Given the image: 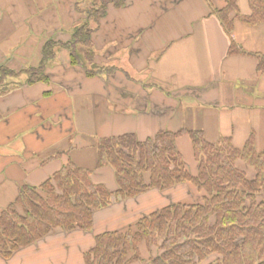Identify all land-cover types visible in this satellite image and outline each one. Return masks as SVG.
I'll return each instance as SVG.
<instances>
[{"label": "crops", "instance_id": "0c3cea01", "mask_svg": "<svg viewBox=\"0 0 264 264\" xmlns=\"http://www.w3.org/2000/svg\"><path fill=\"white\" fill-rule=\"evenodd\" d=\"M77 4L0 0V65L16 70L37 64L44 41L69 37L71 27L64 23L81 14ZM237 4L241 13L249 12L247 0ZM225 5L226 0H127L124 7L109 6L102 29L109 27V45L123 50L116 51L121 65L93 75H59L66 53L65 60L46 67L47 80L30 84L24 73L12 80L0 92V212L16 200L20 185L40 186L69 161L87 169L93 183L115 190L113 168L96 167L94 144L102 138L132 133L144 140L160 130L201 129L208 140L229 136L237 147L252 135L255 147L264 150V70L257 68L264 58V22L236 20L229 36L212 13ZM231 39L243 52L228 54ZM176 146L195 175L189 136H177ZM184 194L199 198L192 185L181 184L112 203L94 213L92 230L57 229L7 259L0 255V264H70L71 255L75 264H85L83 254L96 235L122 229Z\"/></svg>", "mask_w": 264, "mask_h": 264}, {"label": "trees", "instance_id": "16d2710c", "mask_svg": "<svg viewBox=\"0 0 264 264\" xmlns=\"http://www.w3.org/2000/svg\"><path fill=\"white\" fill-rule=\"evenodd\" d=\"M99 1L98 8L86 13L95 27L80 24L64 42L48 38L35 65L15 70L1 64L0 92L11 86L4 85L7 78L19 73L30 84L47 80V63L61 47L73 64L79 63L78 47L84 48L85 63L95 65L92 34L109 6L121 8L127 0ZM247 3L248 13L240 12L237 0H226L223 8L212 10L229 36L236 20L246 25L264 22V0ZM241 52L231 39L228 54ZM257 68L264 70V58ZM181 134L191 140L195 175L189 173L176 146ZM94 146L96 167L113 168L116 189L93 183L87 169L70 161L40 186L20 185L16 200L0 212L3 258L57 229L92 230L94 213L112 203L189 184L201 195L199 201L170 202L122 229L96 235L94 245L83 254L85 264H264V150L255 147L252 135L237 147L229 136L210 141L201 129L160 130L144 140L126 133L102 138ZM238 161L254 169L253 178L237 166Z\"/></svg>", "mask_w": 264, "mask_h": 264}, {"label": "rangeland", "instance_id": "374dc122", "mask_svg": "<svg viewBox=\"0 0 264 264\" xmlns=\"http://www.w3.org/2000/svg\"><path fill=\"white\" fill-rule=\"evenodd\" d=\"M77 1H78V4L76 5L77 6V10L79 12H81V14H77V13H74L73 15L71 14V16L69 17L70 18L69 21L67 20L64 23V24H69V26L71 27L70 30H68L70 34L72 33V31H74V28L76 26H79L80 24H86V22L88 23V26L90 28L95 27L94 20L86 18V13H89L87 11H90L93 8H98V6L100 4L99 0H77ZM106 15H107V12H106L105 16L100 20V23H99V26L97 27V29L92 34V38H96V40L93 41V47H92V49L94 50V59H93V61L95 62V65L92 66L89 63H85L86 60L83 58V55H82L84 48L78 47V49H79L78 51L82 50L79 53L80 54L79 63H75V64L71 63L69 61V55H68V62L66 63V61H64V64H63L64 66L62 68L57 69V70H60L59 71V73H60L59 75H65L67 72L73 71V70L74 71L84 72V73H87V71H93V72L106 71V72H111L113 69H115V64L121 65L120 62H116V60H115V59H117L120 56V54H118V52L116 53V51H123V50L122 49L119 50V46L109 45L111 43V39H113L114 36H111L112 34H111V30H110L109 27H106L105 29H102L103 22H105L104 19H105ZM73 16H75V18H77L78 16H81V18L79 20L74 21V17ZM67 27L68 26H65V29ZM100 28L102 29V31L100 30ZM99 30L101 31L100 33H98ZM70 34H69L68 38H66L67 35H63V34L55 35L54 39L64 42V41H67V40L70 39ZM97 36H98V38H97ZM112 42H115V41L113 40ZM94 43L96 45H99V46H96ZM61 49H64L63 50L64 52L60 53L59 50H61ZM65 50L67 51V49H65L63 47L58 48L57 51L60 53V57L59 58L56 57V59L54 61L48 62L47 64L50 65V66H53L54 64L60 63L63 59L65 60L66 53H68V51L66 52ZM59 53H58V55H59ZM20 68H22V67H20ZM16 70H18V69H16ZM19 74H16L15 77H12V78L8 77L6 79L4 85H6L7 83H10L12 80H18L19 78H16V77H18ZM69 74L72 75L73 72H69ZM7 87H9V86H7ZM238 166H239L240 169L245 171V173H246L248 178H252L255 175V171L253 170V168L250 167L249 165H247L246 163H244L243 161H238ZM197 196L199 198H191L189 196V194H184L178 201H189V202L193 201V200L199 201L201 195L198 193ZM165 198L166 199L168 198L167 195H165ZM169 201H170L169 199L166 200V203L167 202L170 203ZM161 205H163V204H161ZM69 262H70V264H75V262H76V260H74V261L72 260V255H71V259L69 260Z\"/></svg>", "mask_w": 264, "mask_h": 264}]
</instances>
